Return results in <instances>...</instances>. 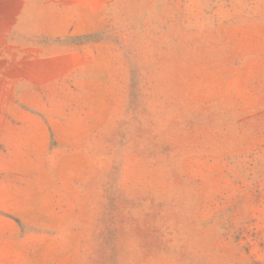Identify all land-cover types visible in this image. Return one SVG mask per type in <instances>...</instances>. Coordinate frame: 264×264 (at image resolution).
Segmentation results:
<instances>
[{
	"label": "rangeland",
	"instance_id": "374dc122",
	"mask_svg": "<svg viewBox=\"0 0 264 264\" xmlns=\"http://www.w3.org/2000/svg\"><path fill=\"white\" fill-rule=\"evenodd\" d=\"M0 264H264V0H0Z\"/></svg>",
	"mask_w": 264,
	"mask_h": 264
}]
</instances>
